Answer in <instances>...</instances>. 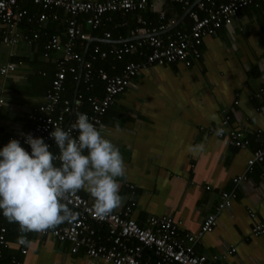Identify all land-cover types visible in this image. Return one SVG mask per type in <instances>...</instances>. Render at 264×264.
Returning <instances> with one entry per match:
<instances>
[{"label":"crops","instance_id":"0c3cea01","mask_svg":"<svg viewBox=\"0 0 264 264\" xmlns=\"http://www.w3.org/2000/svg\"><path fill=\"white\" fill-rule=\"evenodd\" d=\"M148 1L152 6L137 14L149 18L148 26L160 25L161 11L164 20H175L172 27L159 31V36L165 38L177 26L188 31L192 19L182 12L179 3ZM28 2L22 0L20 5ZM28 10L39 14L43 8ZM59 14L64 16L60 10ZM76 19L83 23L82 15ZM104 20H111V16ZM52 24L56 28L48 34L46 28ZM22 27L28 28L27 24ZM82 27L91 35L88 27ZM64 32L62 19H48L39 28L34 44L22 40L13 46L0 45V68L10 62L15 64L14 71L0 72L4 98L0 105V145L7 143L10 135L32 127L26 111L43 101L54 77L50 79L46 71L55 68V74L56 61L62 56L60 51H53L45 59L44 44L52 34L64 43ZM42 36L46 37L40 50ZM126 36L129 38V33ZM110 41L117 40L103 34L91 36L79 42L77 48L83 46L82 53L90 56L91 48L98 44L95 42L111 44ZM198 48L200 56L192 59L190 65L177 61L141 69L102 116L101 125L111 131L126 169L125 176L117 178L121 203L113 210L123 209L132 198V217L139 225L146 226L152 215L169 213L179 220L182 230L197 233L205 216L219 202L220 193L233 190L236 198L230 207L219 212L213 230L200 236L195 251L216 254L215 264H264V232L254 231L257 226L264 228V162L247 167V160L262 145L264 135V92H260L264 87V0L240 9L229 26L204 36ZM121 69L116 67L114 72ZM81 76L78 72L79 83ZM83 88L86 94L92 90H87L84 82ZM217 129L222 130L220 134ZM229 129L240 130L248 140L247 146L233 144ZM199 145H203V150L196 147ZM237 176L244 178L235 182ZM80 192L92 201L86 191ZM24 236L26 254L15 242L7 250L23 264H112L88 258L82 249L72 253L68 242L49 235ZM231 246L235 250L229 252Z\"/></svg>","mask_w":264,"mask_h":264},{"label":"built area","instance_id":"2783aa9c","mask_svg":"<svg viewBox=\"0 0 264 264\" xmlns=\"http://www.w3.org/2000/svg\"><path fill=\"white\" fill-rule=\"evenodd\" d=\"M22 0H0V45L13 46L24 40L28 44H34L39 38V28H43L48 19H62L65 26L66 40L61 42L58 35L52 34L44 44L43 57L49 58L50 52L60 51L61 58L56 61L57 69L51 80V85L44 94L43 101L26 111V117L32 121V127L25 131L16 132L8 137L17 138L25 149L24 138L20 133H32L33 136L43 137L50 147L55 146L48 133L55 126L70 129L78 114L86 113L89 119L97 126L102 124V116L115 101L119 93L125 91L130 85L132 77L141 69L153 65H162L183 61L191 64L192 59L200 56L199 45L206 35L214 34L219 28L229 26L236 13L250 5H256L259 0H170L182 5L185 13L192 19L188 31L178 29L165 38L158 35L159 31L172 27L174 19L165 20L158 26H146V21L137 17L138 26L131 29L129 38L110 41L111 44L102 48L95 44L91 48L90 56L83 58V53L77 49L79 42H85L91 38L88 31L98 28L112 12L127 13L131 11H144L152 4L148 0H28L41 6L43 11L33 14L22 7ZM54 8L58 9L53 11ZM59 10L64 13L60 16ZM201 13V15H199ZM83 16V23L78 22L76 16ZM160 18L165 19L164 11ZM35 26L27 30L23 25ZM103 37L109 39L110 32L105 31ZM147 45L149 53H143L142 47ZM142 54L141 61H128L123 68L113 74H109L103 68H94L93 62L114 56L122 59L127 54ZM82 65V80L87 85V90L94 86L96 79L102 81L103 94H86L76 91L72 100L63 97L64 80L67 74L78 80L79 68ZM15 70V64L10 62L0 68L1 74H7ZM44 75L45 73L42 72ZM264 92V87L260 89ZM87 104L88 110L77 112V109ZM4 104L3 93L0 90V105ZM226 120L222 123L225 124ZM73 136L76 132L73 131ZM229 138L233 144L244 148L248 140L238 129H229ZM54 153H58L55 151ZM256 162H264V135L261 146L253 150L247 160L250 169ZM58 163V162H57ZM237 176L234 181L243 179ZM264 180V169L261 172ZM236 198V192L222 191L220 200L214 210L207 214L202 221L197 233L185 232L180 228L179 220H175L169 213L152 215L147 219L146 226L139 225L132 217L135 201L130 198L121 210H112L104 216H97L92 208V201L80 191L69 196V206L76 213L75 219L56 225L54 228L43 232H25L26 235L35 234L37 237L52 236L61 242H68L72 253L79 249L91 259H101L112 264H215L218 259L216 254L207 255L195 251V243L200 236L210 232L218 223V214L224 208L231 206ZM6 227L0 223V256L4 248L9 246L6 238ZM255 233L264 232V228L257 226ZM25 236L16 240L22 254H26L24 246ZM235 250L231 246L229 252ZM149 253L150 255H146ZM12 264H23L16 258H11Z\"/></svg>","mask_w":264,"mask_h":264},{"label":"clouds","instance_id":"9594fccd","mask_svg":"<svg viewBox=\"0 0 264 264\" xmlns=\"http://www.w3.org/2000/svg\"><path fill=\"white\" fill-rule=\"evenodd\" d=\"M20 135L29 149L17 138L0 145V216L20 232H43L74 220L68 198L81 190L92 198L97 216L121 203L117 178L125 176V163L106 126L80 113L70 129L53 127L48 135L58 153L43 137ZM196 147L203 150V145Z\"/></svg>","mask_w":264,"mask_h":264},{"label":"trees","instance_id":"16d2710c","mask_svg":"<svg viewBox=\"0 0 264 264\" xmlns=\"http://www.w3.org/2000/svg\"><path fill=\"white\" fill-rule=\"evenodd\" d=\"M178 4V3H176ZM34 5V6H33ZM180 6H182L181 4H178ZM22 6V5H21ZM39 8V11L41 10V7H39L38 5L32 3L31 1L28 2V5H24L22 7L28 8V9H36V7ZM182 8V12L185 11L183 7ZM141 11H131V12H127V13H121V12H112L109 15L111 16V20H104L101 22L100 26L94 30H91V36L92 37H99L103 34L104 31H109L110 32V37L113 40H119V39H125L127 36V34L130 32L131 29L137 27L139 24L137 22V17H138V13ZM143 16L142 18L146 21V26L147 25V20H149L148 17H146V15H141ZM187 17V16H186ZM156 20V18H155ZM165 21V20H164ZM163 20L161 21V23L164 22ZM57 25H59L58 23H55ZM48 25V24H47ZM35 26H28L27 30H30L32 28H34ZM56 28V25L52 24L51 26L49 25V28L47 27L46 29L48 30V34L53 33L54 29ZM179 26H177L176 28L169 30L168 33H166L167 35L169 34H173L176 30H178ZM44 37L46 36H42L40 38V50H41V43L44 40ZM98 43L102 48H106L110 45V43L106 44L103 42H95ZM93 44V43H92ZM91 46V45H90ZM83 46L77 48L78 50H82ZM84 50V48H83ZM141 51H143V53H149L150 52V48L147 47V45L143 46ZM83 52V51H81ZM86 58H88V52L85 55ZM143 59L142 54H127L124 55L122 60H118L112 56H109L105 59H98L96 61L93 62V67L94 68H103L105 69L109 74H113L114 69L117 67L119 69L123 68V66L125 65V63L127 61H141ZM112 65H114L115 68L112 67ZM54 69L52 68V70H50L49 72L46 71V76L48 75L50 77V79L52 78V76L54 75ZM46 78V77H45ZM76 83L77 80L73 79V76L71 74H67L65 80H64V90L62 92L63 97L64 98H68L69 100H72L73 96H74V90L76 89ZM83 82L82 80H80V83L77 87V91L78 92H84L83 91ZM86 93V92H84ZM92 93H96L98 95L103 94V84L102 81H100L99 79L95 81V86L92 88L91 91H89V94ZM88 110V106L87 104L83 103L82 106H80L77 109V112H81V111H87ZM51 150L53 152L57 151L58 149L56 148V146H52ZM0 223L2 225H4L7 229L6 231V238L7 241L10 243L15 242L16 240L23 237L22 232H20L19 230V226L14 223V222H9L5 217L0 216ZM8 247L4 248L2 251V254L0 256V264H8L12 258V255L8 253ZM146 255H150L149 253H146Z\"/></svg>","mask_w":264,"mask_h":264},{"label":"water","instance_id":"95a60500","mask_svg":"<svg viewBox=\"0 0 264 264\" xmlns=\"http://www.w3.org/2000/svg\"><path fill=\"white\" fill-rule=\"evenodd\" d=\"M134 37H131V38H129V39H133ZM90 43V41H88V44ZM85 53L86 52H84L83 53V58L85 57ZM81 73H82V65L80 66V69H79V75H81ZM78 83H79V79L77 80V85H78Z\"/></svg>","mask_w":264,"mask_h":264}]
</instances>
